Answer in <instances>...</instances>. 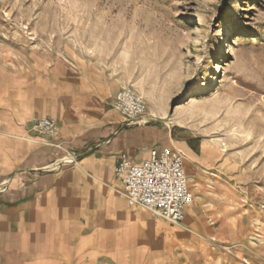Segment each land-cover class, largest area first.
Segmentation results:
<instances>
[{
    "label": "rangeland",
    "instance_id": "rangeland-1",
    "mask_svg": "<svg viewBox=\"0 0 264 264\" xmlns=\"http://www.w3.org/2000/svg\"><path fill=\"white\" fill-rule=\"evenodd\" d=\"M0 51L32 77L121 83L167 112L196 154L215 153L193 187L198 227L171 261L264 264V0H0Z\"/></svg>",
    "mask_w": 264,
    "mask_h": 264
},
{
    "label": "crops",
    "instance_id": "crops-1",
    "mask_svg": "<svg viewBox=\"0 0 264 264\" xmlns=\"http://www.w3.org/2000/svg\"><path fill=\"white\" fill-rule=\"evenodd\" d=\"M122 85L72 72L32 77L12 51H0V264H174L175 250H187L184 235L198 227L193 187L200 191V166L215 153L204 158L200 146L196 154L187 129L148 104L129 124L113 108ZM47 117L55 138L34 131ZM164 148L187 155L193 203L181 228L129 205L115 175L122 155L141 164ZM66 157L74 163L58 166Z\"/></svg>",
    "mask_w": 264,
    "mask_h": 264
},
{
    "label": "built area",
    "instance_id": "built-area-1",
    "mask_svg": "<svg viewBox=\"0 0 264 264\" xmlns=\"http://www.w3.org/2000/svg\"><path fill=\"white\" fill-rule=\"evenodd\" d=\"M113 108L130 124L146 113L147 104L132 87L126 86L117 92ZM34 131L38 136L50 138L59 133L56 122L48 117L37 120ZM184 160L179 150L170 148L151 150L149 158L141 164H133L122 155L115 167V175L123 184L122 195L129 204L144 208L153 218L171 224L182 223L186 208L193 203ZM74 161L66 157L57 165Z\"/></svg>",
    "mask_w": 264,
    "mask_h": 264
},
{
    "label": "bare ground",
    "instance_id": "bare-ground-1",
    "mask_svg": "<svg viewBox=\"0 0 264 264\" xmlns=\"http://www.w3.org/2000/svg\"><path fill=\"white\" fill-rule=\"evenodd\" d=\"M233 28L237 29L236 26L233 27ZM231 34H232V33H231ZM237 44H238V40H237L236 37H235L231 42L227 43V46H226L225 48L222 49V52H221V58H224V57L229 56V55H231L232 53H234V51H235V47H236ZM214 67H215V70L218 71V69H219V65H218V64H215ZM124 87H126V86H124ZM122 88H123V87H122ZM195 102H196V98H195V94H194V95H191V96L189 97V99H188V101H187V103H186L185 105H190V104H193V103H195ZM182 107H183V105H179L175 110H179V109H181ZM150 108L152 109L153 112H156V111H154V109H155L154 107L150 106ZM172 121H174V118H170V119H169V122H172ZM223 148H224V146H223ZM127 203H128V202H127ZM128 204H129V203H128ZM129 205H131V204H129ZM131 206H134V205H131Z\"/></svg>",
    "mask_w": 264,
    "mask_h": 264
}]
</instances>
